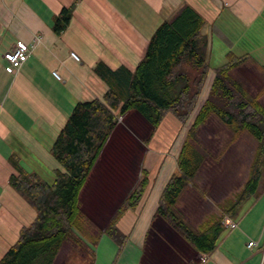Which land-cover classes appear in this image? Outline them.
Instances as JSON below:
<instances>
[{
    "label": "crops",
    "instance_id": "crops-1",
    "mask_svg": "<svg viewBox=\"0 0 264 264\" xmlns=\"http://www.w3.org/2000/svg\"><path fill=\"white\" fill-rule=\"evenodd\" d=\"M185 4L205 18L202 32L209 39L211 69L198 105L209 93L214 68L225 63L229 54L253 58L235 68L232 76L249 93H262L264 105V0H0V260L17 242L21 229L36 217V210L15 189L11 178L25 171L52 183L55 171L66 172L51 147L76 104L101 99L108 90L95 72L97 64L135 70L157 27ZM71 7L70 22L57 33L56 17ZM36 37L40 41H35ZM18 41L27 43L30 52L21 67L10 73L4 53ZM72 51L79 60L71 57ZM56 70L60 77L54 75ZM129 113L151 125L139 112ZM165 147L147 149L143 156L144 164L153 165L152 180L137 208L126 211L119 220L118 226L128 239L116 264H264V189L245 203L237 218L230 217L237 222L236 227L222 222L225 230L207 253L196 251L157 214L165 185L180 171L181 149L173 152ZM216 161L214 171L219 173L223 165ZM197 186L190 184L178 205L194 230L206 213L191 226L182 208L186 194L193 196L192 204L186 202L187 207L197 208L196 215L198 205L212 207L217 202L214 197L216 201L201 198L194 190ZM250 241L257 244L249 246ZM118 248L102 234L92 257L95 264H113Z\"/></svg>",
    "mask_w": 264,
    "mask_h": 264
},
{
    "label": "trees",
    "instance_id": "trees-1",
    "mask_svg": "<svg viewBox=\"0 0 264 264\" xmlns=\"http://www.w3.org/2000/svg\"><path fill=\"white\" fill-rule=\"evenodd\" d=\"M72 10V7L64 8L56 17L57 33L70 22ZM205 22L201 13L185 4L172 19L164 20L157 27L135 70L125 65L112 69L104 62L97 64L95 72L107 84L108 90L102 99L79 101L51 147V153L66 172L55 171L56 179L52 183L25 171L11 178L15 189L36 210V217L21 229L17 242L5 253L0 264H55L65 241L72 238L82 244L83 236L93 241L91 253L87 248L85 254L95 257L102 234L109 236L119 247L113 261L116 264L128 239L118 226L119 220L126 211L139 205L149 184V171L142 170L144 177L116 207L113 215L103 216V219L108 217V222L95 235H90L85 228V220L89 217L82 209L80 196L119 131L120 118L132 110L152 125L151 137L168 114L182 125L189 122L178 157L180 171L174 172L165 185L157 214L196 251L207 253L215 248L225 230L223 216L237 218L245 203L264 189V105L260 101V92L249 93L232 76L235 68L253 60L247 54H229L225 63L214 68L215 77L209 93L198 105L211 69L209 39L202 32ZM212 116L231 130L230 141H237L248 133L256 145L240 189L217 202L220 214H207L194 230L182 217L178 205L188 186L197 185L195 179L207 156L201 149L198 133ZM123 131L127 132V129ZM130 137L132 145L135 141ZM147 142L144 141L145 145ZM127 164L126 172L132 171L131 162ZM70 257L71 254L64 264H72L68 261Z\"/></svg>",
    "mask_w": 264,
    "mask_h": 264
},
{
    "label": "rangeland",
    "instance_id": "rangeland-1",
    "mask_svg": "<svg viewBox=\"0 0 264 264\" xmlns=\"http://www.w3.org/2000/svg\"><path fill=\"white\" fill-rule=\"evenodd\" d=\"M120 121L119 131L116 132L110 141L92 177L81 192L82 209L89 217V219L86 217L85 228L90 235L97 234L100 231V227L104 228L106 226L108 217L103 219V216L107 214L113 215L118 204L124 201L138 179L140 181L144 177L143 169L149 171V182H151V168L153 165L147 162L144 164L143 156L146 150L150 148L159 150L164 148L165 145H167L166 149L173 150V152L181 149L189 127V122L182 125L174 116L169 115L154 135L149 137L153 127L141 119H135L133 114L128 113L126 116L121 117ZM125 128L128 133L123 131ZM130 135L135 141L132 145ZM231 135V130L216 116H212L207 125L199 130L198 138L200 139L201 149L207 155L195 179L198 186L194 187V190L197 191L201 198L213 200L214 197L217 202H220L224 197L234 195L246 178L256 142L248 133H245L237 141H230ZM144 139L148 140L146 145ZM215 159L223 165L219 173L214 171L216 168ZM128 161L133 165V167L130 165L133 170L126 172L125 168L128 166ZM192 199L193 196L188 192L185 199H183L182 208L189 224L193 227L200 222L204 213L207 215L211 212L217 214L221 212L218 204H216L217 202H215L212 205L213 208L211 206L199 208L198 205L199 213L196 215L194 214L196 211L194 209L197 208L187 207V202L192 204ZM226 216L224 215L223 218ZM77 232L79 236H82L79 231ZM83 234L86 235V233ZM83 237L81 239L83 241L81 242L82 244H78L72 238H69L66 247L61 251L60 257L57 258L55 264H64L69 254H71V257L68 261H71L72 264H93V262L95 264L96 262L93 260L92 255L85 254L87 248L91 253L93 241L90 237L87 239ZM104 241L102 245L105 243ZM101 261L100 257L99 263Z\"/></svg>",
    "mask_w": 264,
    "mask_h": 264
},
{
    "label": "built area",
    "instance_id": "built-area-1",
    "mask_svg": "<svg viewBox=\"0 0 264 264\" xmlns=\"http://www.w3.org/2000/svg\"><path fill=\"white\" fill-rule=\"evenodd\" d=\"M35 41H37V42L40 41V38L36 37ZM29 52H30V46L27 43H25L24 41H18L12 49L6 51L4 53V58L9 64L8 65V71L10 73H15L21 67L23 62L26 60V58L29 55ZM70 55L75 60L80 59L79 55L74 51H72L70 53ZM53 73L55 76L60 77L59 72L57 70L53 71ZM222 222L227 227L234 228L237 226V222L228 216L223 218ZM256 244H257V242H255V241L249 242V246H253Z\"/></svg>",
    "mask_w": 264,
    "mask_h": 264
}]
</instances>
